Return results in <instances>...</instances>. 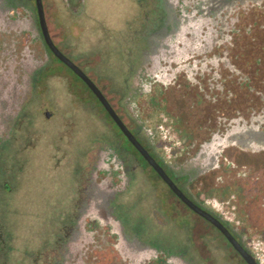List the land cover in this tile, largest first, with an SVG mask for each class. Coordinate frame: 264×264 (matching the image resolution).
I'll list each match as a JSON object with an SVG mask.
<instances>
[{"label": "flooded vegetation", "instance_id": "flooded-vegetation-1", "mask_svg": "<svg viewBox=\"0 0 264 264\" xmlns=\"http://www.w3.org/2000/svg\"><path fill=\"white\" fill-rule=\"evenodd\" d=\"M150 1L153 18L145 17L146 32L143 34L145 37L142 48L139 50L140 58L138 64L134 65L131 55L129 65L126 66L128 81L123 86L128 94L136 92L137 95L144 97L137 100V103L148 99V102L159 104V108L167 114L165 129L176 139V144L173 150V147L170 148V156H165L163 148L168 143L160 138L152 123L150 129L160 148L157 156L164 159L163 164H160L156 160L158 157L155 158L148 151V143L142 134V130L146 128L139 123L134 131H129L125 127L173 183L165 167L167 169L190 167L193 173L187 175L185 184L189 197L183 195L224 226L240 245H244L249 236L247 237L246 234L238 236L236 230L240 228L246 230L244 232L264 230L263 225L245 215V212L240 214L241 209L238 208L237 200L238 193L244 190L248 191L245 192L246 195L255 198L244 199L243 206H250L252 200L264 197L263 192L256 191L259 187L255 191L253 186L247 188L252 184L258 186L256 182L262 176L261 174L258 176L256 170L261 169L262 163L259 160L263 158L261 155H264V143L259 141V136L255 132H264V97L261 92H258L257 102L259 103L256 108L242 111L241 108L234 111L231 117L213 114L217 115L216 127L213 130L202 127L201 138L197 136L196 140L188 136L190 132L179 125H172L170 121L172 116L181 120L182 117L177 116L173 110H176L177 97L186 96L188 92L193 106L203 102L214 104L221 100L228 104L234 103L236 99L239 100L238 94L236 95L233 90L234 87L239 89V93L242 90L243 98L240 99H245V91H251V87L244 75L240 76V72L235 70L232 62L235 59L232 56L236 48L234 42L236 39L245 42V39L251 36L249 26L239 18L240 13L243 14L247 5L254 8L264 0ZM15 7L13 2L12 6L5 8L0 0V31L5 25L19 27L27 21L24 18L20 19ZM256 20L258 19L254 21ZM31 22L33 21H30V25ZM254 25L257 24L254 23ZM34 28L39 31L37 22ZM244 46L245 44L243 48ZM237 55L244 61L245 67L249 65L246 64L249 57L240 46L237 48ZM24 56L15 59L13 54L11 57L2 55L0 59V146H3L2 151L6 147L4 141L10 136L15 138L12 133L19 131L16 117L21 94L30 88V74L37 68L33 66L30 54L25 53ZM58 63L61 64L59 61ZM61 65L68 75L74 76V79L82 84L86 93L77 90L73 92L71 86L68 87L69 82H65L64 88L68 89L69 94L75 99L86 100L87 93L90 94L92 101L89 102L92 106L91 109L83 108L82 112L76 115L68 114L69 112L65 111L66 108L62 109L58 115L48 110L43 113L49 121L56 119V123L51 126L53 129L49 131L54 141L49 149L54 148L59 155L57 157L50 153L48 157V165L53 174L45 180L47 184L45 189L48 190L53 186L60 187L62 210L58 216L61 220L58 219L56 227L50 225L48 229H50V235L54 236L58 233L61 238H53L48 251L37 253L33 260L34 264H184L180 258V247L183 244L185 246L193 244L206 235L204 227L214 229L222 242L229 245L209 221L192 212L169 190L121 133L85 83L69 68ZM21 71L25 76L21 74ZM114 91L115 94L121 95L118 89ZM258 93L256 91L253 96ZM125 103L133 107L137 122L143 120L140 118V109L136 106L135 100ZM139 105L142 108L145 106L143 102ZM254 109L260 111L254 112ZM47 112L49 114L46 116ZM115 114L117 115L116 112ZM182 115L189 116L184 111L181 112ZM71 117H75L77 122H93L94 126L101 129V132L103 129L107 136L105 142L102 141L103 137L100 134L92 132L88 135L86 150L81 154L75 151L79 141L74 131L76 125ZM209 117L208 114L205 120ZM9 130L11 133L7 134ZM146 131L150 132L148 129ZM177 136L180 140L176 138ZM133 151L138 159L135 158ZM53 159L54 163L51 166ZM253 160L259 162V165ZM141 163L152 171L156 179L169 190L171 197L165 202L172 206V211L166 213L163 210L151 183L146 180L142 172ZM34 164L38 165L39 162L35 161ZM61 172L63 177L59 179ZM37 173L36 170L35 179ZM51 176H54V179ZM3 183V190L10 191L5 182ZM260 183L264 185V182L260 181ZM35 184L38 186V183ZM116 194L125 197L126 202L139 206L141 213L149 220V227L153 232L164 227L170 236L174 238L176 235L181 236L184 242L165 241L160 238L155 244L154 242H137L134 240V235L115 231L109 218L113 210L111 203ZM207 197L227 201L232 207L230 215L233 223L222 221L204 206L202 200ZM223 197L225 200H221ZM50 200L52 201L51 198ZM180 204L192 215L184 216V209L175 207ZM176 217H184L186 220L178 226L174 221ZM262 217L264 220V216ZM182 228L184 232L180 231ZM3 258L4 251L0 264H5L2 262Z\"/></svg>", "mask_w": 264, "mask_h": 264}, {"label": "rangeland", "instance_id": "rangeland-1", "mask_svg": "<svg viewBox=\"0 0 264 264\" xmlns=\"http://www.w3.org/2000/svg\"><path fill=\"white\" fill-rule=\"evenodd\" d=\"M125 1L134 4L135 0H41L47 31L52 43L94 83L129 131H134L138 123L150 131L142 130L143 137L149 146V149L147 146L146 148L155 158L158 157L156 160L160 164H163L164 159L157 156L160 148L150 127L152 123L155 127V124L159 123L162 118L167 121V114L159 108L158 103L148 102V99L142 101L145 104L142 108L139 105L142 102L137 103L136 101L144 98L143 96L137 95L136 92L128 94L127 91H124L123 85L128 81V76L125 67L124 71L121 70L123 64H121L119 57L123 59L125 49L117 55V47L120 44L118 43L119 39L124 36L120 35L123 31L121 29H124L127 23L132 21L136 15L135 7L132 10L128 8L125 12ZM138 1L139 4L144 6H148L150 3L149 0ZM13 2L20 19L24 18L27 21L19 27L5 25L1 29L0 59L2 55L11 57L12 54L15 59H18L19 56L25 57L24 54L27 53L31 55L32 64L37 68L30 74L29 82H31V86L27 88V92L24 94L25 98L19 104L16 117V122L19 123V131L12 133L15 138L10 136L4 141L6 146L4 151H2L3 146H0V225L4 240V258L2 262L5 264H34L33 260L37 253L48 251L53 238H61L58 233L52 236L48 232L50 230L48 229L49 226L56 227V223L60 219L58 215L62 210V202L60 201V187L53 186L48 190L45 189L47 185L45 180L53 174L48 165V157L50 153L58 157L59 152L55 151L54 148L49 149L54 144L49 131L53 129L51 126L56 123V119L49 121L43 113L48 110L58 115L62 112V109L66 108L65 111L69 112L68 114L76 115L82 112L83 108L91 109L92 97L87 93L86 100L82 98L75 99L69 94L68 89L64 88L65 82H69L68 87L71 86L73 92L77 90L86 93L82 84L74 79V76L68 75L64 67L51 55L42 41L40 32L34 28L36 15L33 0H14ZM13 2L12 0H2V5L9 8L13 5ZM263 10L264 2L254 8L247 5L243 14L240 13L239 17L249 26L251 35L249 39H245V42L244 40L242 42L235 40L234 47L236 48L232 55L235 58L232 60L235 70L240 72V76L244 75L251 87V91H245V99H240L243 98L242 90L239 93L237 87H234L233 90L236 95L238 94L239 100L236 99L231 104L221 100L216 101L214 104L203 102L193 106L190 103L191 95L189 92L186 96L177 97L176 110H173V112H176L177 116L182 118L177 120L172 116L170 122L172 125H179V127L190 132L189 137L192 136L195 139L198 136L201 138L202 132L200 129L202 127L212 128L213 130L218 123L215 120L217 115L231 117L234 115V111L241 108V111L256 108L259 103L257 102L258 92H261L264 97ZM137 16H142V13L138 11ZM256 18L258 20L254 21ZM30 21H33L31 25ZM254 23L257 25L255 26ZM239 46L241 50H244V53L246 51V55L249 57L246 64L251 66L247 65L245 67L244 61L240 60L237 55ZM126 53L128 55V52ZM131 61L136 64L137 57L134 56ZM121 71L120 78L116 79L115 77ZM21 74H23V71H21ZM115 89H118L121 95L115 94ZM256 91L258 95L253 96ZM22 95L23 93L20 101ZM132 100H135L136 106L140 109V118L143 120L139 122H137L133 107L125 105V102L131 103ZM254 110V112L260 111L259 109ZM183 111L189 116H181ZM208 114L210 117L205 120ZM71 119L76 125L74 131H76L77 140L79 141V145L74 150L80 154L88 146V135L90 133L100 134L103 137V142L107 139L103 129L101 132V129L94 126L93 122H77L75 117H71ZM107 128L111 127L107 126ZM9 133H11V130L7 132V134ZM180 137L182 138V136ZM176 138L180 140L178 136ZM170 152L171 150L163 152V154L170 156ZM133 154H135L134 151ZM261 156L263 157L259 160L262 163L261 169L256 170L258 176L262 175L261 179L256 182L258 186L252 184L248 185L247 188L253 186L252 188L255 191L259 187L262 190L258 188L256 191L264 193V185L260 183V181L264 182V155ZM36 160L40 161L38 165L34 164ZM53 163L54 159L51 160L50 165L53 166ZM258 163L256 162L257 165H259ZM141 166L142 172L146 180L151 183L152 186H150L160 200L163 210L166 213L172 211V206L165 202L171 197L169 190L160 180L156 179L152 171H149L144 164ZM165 169L182 194L189 197L185 190V184L187 183V175L193 173L192 169L190 167L184 169L179 167L167 169L165 167ZM36 170L38 175L35 179ZM51 177L54 179V176ZM62 177L63 173L61 172L59 179H62ZM3 182L10 188V191L3 190ZM35 183H38V186ZM242 192L238 193L239 197L237 198L238 208L241 209L240 214L245 212V215L250 216L252 220L264 226V220H262V216H264V197L252 200L250 206H243L244 199L248 200L254 196L246 195L247 190ZM221 200H225V198L223 197ZM111 207L113 210L109 222H111L115 231L121 234L134 235V240L137 242L157 243V235L149 227V220L146 215L141 213L139 206L136 207L126 202L125 197L116 194ZM175 207L184 209V216L189 217L192 215L181 204ZM184 220H186L184 217L174 218L178 226H181ZM203 230H206V235L201 239L193 242V244H187L186 246L183 244L184 247L182 246L188 255L190 264H244L230 245L222 242L221 237L214 229L210 230L204 227ZM180 231L184 232L185 230L182 228ZM244 231L246 230L240 228L236 230V233L238 236L246 234L247 237L249 236L248 239L254 235L264 237V230L262 229ZM246 241L244 245H246ZM0 259H2V256Z\"/></svg>", "mask_w": 264, "mask_h": 264}, {"label": "water", "instance_id": "water-1", "mask_svg": "<svg viewBox=\"0 0 264 264\" xmlns=\"http://www.w3.org/2000/svg\"><path fill=\"white\" fill-rule=\"evenodd\" d=\"M35 7V15L36 22L38 25V29L40 32V36L42 41L51 55L58 60L61 64L66 66L73 72L77 77H79L85 85L91 90L93 95L100 102L102 107L105 109L107 114L110 116L112 121L121 131V133L127 138V140L132 144V146L137 150V152L142 156V158L146 161V163L156 172L159 178L165 183V185L169 188V190L180 200L183 204L188 207L192 212L197 215L205 218L209 221L226 239L229 243L230 247L234 250V252L239 256V258L244 262V264H256L254 259L250 256V254L235 240V238L227 231V229L222 226L217 220L212 218L208 213L203 211L197 205L192 203L189 199H187L181 191L174 185V183L169 179V177L164 173L159 165L155 163V161L146 153V151L142 148V146L134 139L132 134L127 130L125 125L121 122L119 117L115 114L114 110L111 108L107 100L101 94L99 89L94 85V83L82 72L69 58L64 56L52 43L51 38L48 34L44 12L42 7L41 0H33ZM49 112L46 113V116ZM256 135L259 136V141L264 143V132H255Z\"/></svg>", "mask_w": 264, "mask_h": 264}, {"label": "trees", "instance_id": "trees-1", "mask_svg": "<svg viewBox=\"0 0 264 264\" xmlns=\"http://www.w3.org/2000/svg\"><path fill=\"white\" fill-rule=\"evenodd\" d=\"M125 2H126L125 12H127L126 10H128V8L129 9L131 8V10H132L133 7H135L136 15L132 21L127 23V26L124 29H121L123 31L120 33V35H124V36L119 39L120 42L118 41V43H120L118 45V47H120V48L118 49V47H117V55L120 54V51L123 52V49H125V51H124L125 56H123V59H121V57H119L121 60V64H123L122 65L123 68L121 69L122 71H124L126 69V66L129 65V59H130L131 55H132V59L134 58V56L137 57L136 64L134 63V61H133V64L134 65L138 64V59L140 58L139 50H141V48H142L141 46L143 45V40L145 37V35H143V34H145V32H146V30H145V28H146L145 17H148L149 19L153 18L152 13H151L152 12V6H151L152 4H151L150 0H149L150 3L148 6H144V5L139 4L138 0H135L134 4L127 3V1H125ZM138 11L140 13H142V16H140V17L137 16ZM129 23H130V26H129ZM129 31H131V32L128 33ZM126 35H127V37H125ZM126 52H128V55ZM121 54H123V53H121ZM127 56H128V60H127ZM124 67H125V69H124ZM122 71L119 73L118 76L115 77L116 79L120 78V74L122 73ZM25 93L26 92L24 91L23 95H22V99L20 101L21 103L23 102V100L25 98V95H24ZM38 162L40 163V161H38ZM155 233L157 235L156 237L158 239L160 238L161 240H165V241H178V240H180L181 242H184V238L183 237L181 238V236L176 235L175 238L173 236H170V234L167 232V229L164 227L162 229H159L158 231H155ZM241 245L246 250V246L243 244H241ZM181 247H180V250H181L180 258H181V260L183 261L184 264H190L188 257H187L188 255L183 248L184 246L182 248ZM3 251H4V240H3V232L1 230V225H0V258L2 256ZM172 251H174V250L172 249Z\"/></svg>", "mask_w": 264, "mask_h": 264}, {"label": "built area", "instance_id": "built-area-1", "mask_svg": "<svg viewBox=\"0 0 264 264\" xmlns=\"http://www.w3.org/2000/svg\"><path fill=\"white\" fill-rule=\"evenodd\" d=\"M155 129L160 135L162 140H165L168 145L165 146L164 152L170 151V148L176 144V139L171 136L165 129V119L155 124ZM202 204L206 206L210 211L216 214L222 221L226 223H233L230 215V207L227 201H218L213 198H205L202 200ZM246 251L254 259L256 264H264V237L254 235L246 241Z\"/></svg>", "mask_w": 264, "mask_h": 264}]
</instances>
